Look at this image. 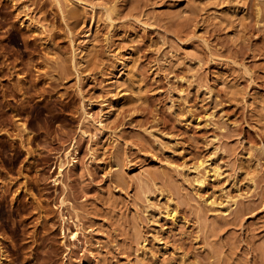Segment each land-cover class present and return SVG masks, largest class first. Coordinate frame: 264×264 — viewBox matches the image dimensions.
Instances as JSON below:
<instances>
[{
    "label": "rangeland",
    "instance_id": "rangeland-1",
    "mask_svg": "<svg viewBox=\"0 0 264 264\" xmlns=\"http://www.w3.org/2000/svg\"><path fill=\"white\" fill-rule=\"evenodd\" d=\"M259 1L0 0V264H264Z\"/></svg>",
    "mask_w": 264,
    "mask_h": 264
},
{
    "label": "bare ground",
    "instance_id": "bare-ground-1",
    "mask_svg": "<svg viewBox=\"0 0 264 264\" xmlns=\"http://www.w3.org/2000/svg\"><path fill=\"white\" fill-rule=\"evenodd\" d=\"M258 4H260V6H259ZM262 4H263V6H264V2H260V1H259V2H254V3H253V5L256 6V7L254 8L255 10H254V9H253V10L255 11V14L257 15V17H258V15H259V13L261 12L262 8H264L263 6H261ZM261 7H262V8H261ZM71 12H72V15L74 16V13H75L76 11H74V10H73V11L70 10V14H71ZM8 30H9V29H8ZM5 31L7 32V29H6ZM9 32H10V31H9ZM6 36H7V35H6ZM13 38H14V41H16V37H13ZM23 39H24V44H25V45L28 44L27 46H29V45H31V44L33 43V42H30L31 44H29L28 41L25 40V37H23ZM26 39H27V38H26ZM22 41H23V40H22ZM25 45H24V46H25ZM32 45H33V44H32ZM25 47H26V46H25ZM2 51H3V50H2ZM1 53H2V52H0V54H1ZM2 56H3V55H2ZM1 61H2V60H1ZM5 64H6V63H5ZM3 66H4V63H3ZM3 66L0 67V71H2V69H4ZM6 66H7V65H6ZM6 66H5V69H7ZM5 69H4V70H5ZM4 72H5V71H4ZM0 74H1V73H0ZM3 74H4V73H3ZM0 80H1V79H0ZM20 81H21V80H20ZM0 83H1V81H0ZM14 85H15V84H14ZM16 85H17V86H16ZM16 85H15V86L18 87V84H16ZM6 86H7V85H6ZM15 86H14V87H15ZM2 87H3V85H2ZM4 87H5V86H4ZM0 89H1V88H0ZM6 89H7V88H6ZM13 89H14V88H13ZM16 89H17V88H16ZM1 91H2V90H0V92H1ZM4 91H6V90L4 89ZM16 91H17V90H16ZM6 92H7V91H6ZM10 92H11V89H10ZM12 92H13V90H12ZM14 92H15V91H14ZM4 93H5V92H4ZM16 93H17V92H16ZM1 94H2V93H1ZM5 94H7V93H5ZM5 94H4V95H5ZM11 94H12V93H11ZM15 95H16V94H15ZM9 96H10V95H9ZM6 101H7V100H6ZM6 101H5V102H6ZM6 103L8 104V101H7ZM6 103H5V104H6ZM59 165L61 166V162H60ZM204 179H205V178H200V179L198 180V182L201 183V182L204 181ZM76 234H77L76 231H72V232H71V238H74V237L76 236Z\"/></svg>",
    "mask_w": 264,
    "mask_h": 264
}]
</instances>
